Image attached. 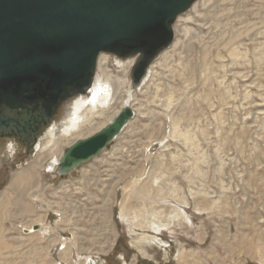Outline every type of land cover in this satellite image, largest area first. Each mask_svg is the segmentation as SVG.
Returning <instances> with one entry per match:
<instances>
[{"label":"rangeland","instance_id":"obj_1","mask_svg":"<svg viewBox=\"0 0 264 264\" xmlns=\"http://www.w3.org/2000/svg\"><path fill=\"white\" fill-rule=\"evenodd\" d=\"M201 1L175 21L156 76L134 88L135 61L130 67L114 112L130 93L135 116L98 157L59 177L49 148L26 153L0 135V196L10 198L0 214V264H264V0ZM102 54L122 79L116 62L131 58ZM69 102L42 129L41 146L49 130L61 137ZM29 167L36 180L21 197L32 207L24 216L8 186ZM121 211L143 215L127 223ZM44 216L47 233L24 235L22 226ZM141 234L162 243L138 246Z\"/></svg>","mask_w":264,"mask_h":264},{"label":"water","instance_id":"obj_2","mask_svg":"<svg viewBox=\"0 0 264 264\" xmlns=\"http://www.w3.org/2000/svg\"><path fill=\"white\" fill-rule=\"evenodd\" d=\"M196 1L0 0V135L28 139L64 101L89 93L101 53L135 58L131 81L139 86L172 43L178 16ZM134 116L125 104L106 125L69 144L57 176L98 157Z\"/></svg>","mask_w":264,"mask_h":264},{"label":"bare ground","instance_id":"obj_3","mask_svg":"<svg viewBox=\"0 0 264 264\" xmlns=\"http://www.w3.org/2000/svg\"><path fill=\"white\" fill-rule=\"evenodd\" d=\"M201 2H203V0ZM191 8L193 11H198V10H196V3L193 4ZM179 19H180V17H179ZM166 55H167V50H165L164 52H162L160 54V59H162V58L165 59ZM134 61H135V58H131L128 60H122V61L117 60V62H116L117 67L120 69V72L122 73V79H119V78L111 75V72L107 68V62H108L107 54H102V55L98 56V58H97V70H96L97 73H95L96 75L93 78V82H92V86L90 87L89 94L86 96L81 95V96L75 98L74 100L70 101L67 105L68 115H67L66 120H64L65 123L62 126L63 129L61 131V137H59L56 140H52V137H53L52 136V134H53L52 130L53 129H52V130L48 131L49 140L47 138L46 141L44 142L43 146H41V144L39 143L40 139L36 140V145L34 147V151L38 152L39 147H42L41 152H43L44 150L49 148V151H46L47 152L46 155L52 157V163H50V165H49V170L56 172L55 169H56V166H57L58 161H59L61 154H62L61 145H62L64 140H66V139L68 140L70 138L76 139V138H79L81 136H86L91 131L96 130L98 127H103L104 125H106L113 118V116H115V114L118 112V111L114 112L115 108H116L115 105L117 104L116 100L120 97V95H121L120 93H121L122 88L125 85V83L126 82L128 83V72H129L130 67L134 64ZM154 63H155V61H154ZM154 63H151V65L147 69L145 76L142 78L141 82H144V80L147 79V77L151 78L153 76H156V72H154V68H156L155 65H153ZM133 100H134L133 95L129 93L126 98H123L121 100V107L125 104H128L132 108V101ZM139 108H140V106H139ZM176 127H178V126H176ZM176 127L175 126L173 127V129H172L173 133L177 132ZM89 135H91V134H89ZM89 135H87V136H89ZM38 157H40L39 154H38ZM34 163L40 169L43 167L42 163L39 164V162H37V160ZM35 172L36 171H34L32 169V167H29L28 169H23L22 171L17 172L13 176V179L11 180V182L8 186V188L11 189L12 192L14 191V193H15V199L13 198L14 201L11 203H13V205H15V207L18 208V213L22 214L24 216H29L30 214H32V207L29 203L28 204L24 203L22 201L21 197L29 189L30 186H33V183L36 180L35 179L36 178ZM126 187H128V186L126 185L125 188ZM149 187L150 186H148V185H143L140 188H137V184L134 183V185L132 186V189L134 191L138 190L139 192H141L143 194V193H149ZM136 193H137V191H136ZM9 199H10L9 195L6 192L1 194V196H0V214H1L2 209L4 207H6L7 204H9L8 203ZM33 200H32V202H34ZM173 211H176V210H173ZM139 214H140L139 212L138 213L132 212L130 219H129V215L124 214V211H121L120 218L127 223H132L134 221L136 222V219H138L139 216L143 215V214H141V215H139ZM148 216L150 219L154 218L157 221L159 219V217L156 214H154L153 212L149 213ZM170 217L171 218L174 217L175 219L177 218L178 220H181V216L179 215L178 212H175V214L173 216H170ZM44 218H45V216L44 217H36V219L32 220L30 224L24 225V226H22V223H21V226L23 229L22 232L24 233V235H29V234H34V233H38V234L43 235V234L47 233L46 228L43 227ZM158 222H160V221H158ZM151 224H152L151 229L153 231H155L156 234L161 235V231L159 229V226L155 225V223H153V222ZM34 225L38 226V228H37L38 230L33 229ZM156 242H159V244L162 243L160 241V239H158L156 236L151 237V236H148L145 234H141L140 236L137 237V243L136 244H138V246L139 245L141 246L142 244L143 245H146V244L152 245V244H155ZM62 246H63L62 251L65 252V250H66L65 244H62ZM4 247L5 246H3V248ZM140 252L142 255H145V252L143 250L140 249ZM0 255H2V254H0ZM85 262H86V260H85Z\"/></svg>","mask_w":264,"mask_h":264},{"label":"flooded vegetation","instance_id":"obj_4","mask_svg":"<svg viewBox=\"0 0 264 264\" xmlns=\"http://www.w3.org/2000/svg\"><path fill=\"white\" fill-rule=\"evenodd\" d=\"M46 126L43 127L42 125H35L34 127H39V128L38 130L34 128L32 131H30L28 135V139H26L27 137H21V138L11 137V139H14L16 145H23L24 149L26 150V153H29L32 150V147L36 144V141H34V139L36 138V140H39L42 129L45 128Z\"/></svg>","mask_w":264,"mask_h":264}]
</instances>
